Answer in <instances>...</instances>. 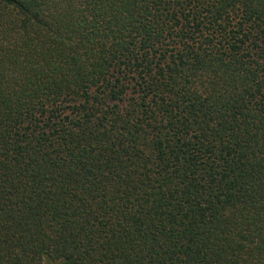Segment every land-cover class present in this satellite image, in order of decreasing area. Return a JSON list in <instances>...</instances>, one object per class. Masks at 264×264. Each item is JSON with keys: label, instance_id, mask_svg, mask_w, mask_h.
I'll use <instances>...</instances> for the list:
<instances>
[{"label": "trees", "instance_id": "1", "mask_svg": "<svg viewBox=\"0 0 264 264\" xmlns=\"http://www.w3.org/2000/svg\"><path fill=\"white\" fill-rule=\"evenodd\" d=\"M0 264H264V0H0Z\"/></svg>", "mask_w": 264, "mask_h": 264}]
</instances>
